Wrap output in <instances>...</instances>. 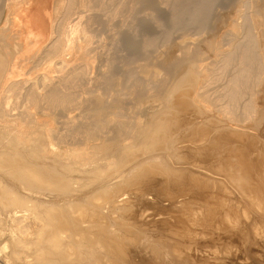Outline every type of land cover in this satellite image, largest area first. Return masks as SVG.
Instances as JSON below:
<instances>
[{
	"label": "bare ground",
	"instance_id": "6f19581e",
	"mask_svg": "<svg viewBox=\"0 0 264 264\" xmlns=\"http://www.w3.org/2000/svg\"><path fill=\"white\" fill-rule=\"evenodd\" d=\"M162 3L167 22L149 16L157 35L122 30L123 55L122 31L106 42L95 24L108 19L101 0H0V264H135L120 257L134 240L130 225L118 229L121 211L165 198L202 209L227 181L249 212L230 231L236 255L213 264H264V141L249 131L263 122L264 0ZM120 83L137 105L127 120ZM179 238L160 236L155 251L169 264L208 261Z\"/></svg>",
	"mask_w": 264,
	"mask_h": 264
},
{
	"label": "rangeland",
	"instance_id": "374dc122",
	"mask_svg": "<svg viewBox=\"0 0 264 264\" xmlns=\"http://www.w3.org/2000/svg\"><path fill=\"white\" fill-rule=\"evenodd\" d=\"M163 2V0H116L115 2H111L110 0H108V1H103V0H101V7L103 8V11H104V14L105 15H107L108 16V19L107 20H105V21H103V22H101V21H97L95 24H96V26H97V24L98 25H100V24H102L101 26V29H100V31H101V34H100V36H102V37H104L103 38V40L106 38V42L109 40V38H107V36H109V35H115L116 34V32L117 31H124V32H126L127 31V28H129V29H134L133 27H131L132 26V24L134 25L135 24V27H137V28H139V27H141V28H143L144 29V31H146V33H148L149 35H157V29L156 28H154L152 25H151V23H149V16H150V18L152 17V15H158L159 16V18L162 20V21H164V22H167V20H168V18H169V16H170V14H171V9L169 8V7H167V6H165L164 5V3H162ZM238 1V0H237ZM100 2H98V1H95L94 2V4H99ZM95 7V6H94ZM95 8H97V7H95ZM168 8H169V10H168ZM93 10H95V9H93ZM224 10V9H223ZM227 10H229V8L227 7ZM226 10V8H225V10L224 11H227ZM115 12V13H114ZM113 13H114V19H112L113 18ZM152 14V15H151ZM79 22V20L78 19H75L73 22L75 23V22ZM76 22V23H77ZM138 24V25H137ZM110 29H112V30H110ZM128 29V30H129ZM110 30V31H109ZM131 30V31H132ZM100 31H99V33H100ZM111 31H113V34H112V32ZM122 31V34L124 33ZM134 31V30H133ZM181 31V30H180ZM180 31H176V33L174 34V40H180L181 38H180V34H182V32H180ZM111 32V33H110ZM177 32H179V33H177ZM117 35V34H116ZM175 35H180V36H177V38H176V36ZM122 37H121V39H123V40H119V42H121V45H119V46H121L120 47V50H121V52H120V54H123L122 52H124V53H126V55L128 54V52L130 51L128 48H126V46L125 45H123V43L124 42H126V41H128L129 40V36L128 35H126V34H123V35H121ZM125 36H128V37H125ZM196 36V35H195ZM180 39H179V38ZM161 40L158 42V44H159V46H158V50L159 51H162V50H165L166 49V46L162 43V45H161ZM219 43V42H218ZM160 46H162V47H160ZM165 46V47H164ZM109 47V45H105V47L103 48L104 50H107V48ZM160 47V48H159ZM165 48V49H164ZM124 49V50H123ZM123 50V51H122ZM125 51H127V52H125ZM124 55V54H123ZM122 60V58H120V59H118V61H120V62H117L119 65H117V68H116V72L114 73V80H120V81H122V74H120V73H122V68L126 65L125 64V62L126 61H121ZM121 62H122V64H124V66L123 67H121L122 65H121ZM139 62H141V60H139ZM98 63H101V62H98V60H97V63L96 64H98ZM116 63V64H117ZM121 65V66H120ZM127 67V66H126ZM126 67H124V68H126ZM123 68V69H124ZM121 70V71H120ZM120 72V73H119ZM120 74V75H119ZM115 75H117V77H115ZM119 76V77H118ZM120 84H122V83H120ZM118 85V88H120L121 90L124 88V90H122V92H126L127 91V87H125L124 86V84H122V86L121 85ZM124 86V87H123ZM127 88V89H126ZM96 91L94 92V94L96 95V94H100L101 95V97H105L106 95V99H108L109 97V100L111 99V97L112 98H114V96L113 95H115L114 93H112L111 92V90H108V91H110L109 93L112 95H110L109 93H107V91L106 90H104V89H102L101 90V88L100 89H95ZM101 90V91H100ZM106 91V92H104V91ZM97 91H99V93H97ZM107 93V94H105V96H104V94H102V93ZM93 94V95H94ZM126 94H128L127 92H126ZM126 94L124 93L123 95H115V97L117 96V100L119 101V105H122V107H123V104H125L124 105V107L123 108H125V110L123 111L125 114H127L124 118H122L123 120H127V119H130L131 118V115L132 114H134V111H135V107H137V105H135V102H133L134 100L132 99L131 100V96L128 94L127 96H126ZM99 95V96H100ZM103 95V96H102ZM110 95V96H109ZM261 92H260V95H259V99L257 100L258 101V110H257V113H258V115H257V113H256V116L257 117H255V118H257V119H263V120H261V122H262V124H260L259 125V127H258V131L256 132L255 130H257V129H255V130H253V129H250V128H248V129H246V130H249L250 132L252 131H254L253 133L254 134H257V136L259 137H257L256 135H253L254 137L256 136V138L255 139H261V140H263L264 141V133H263V131H264V118H260L261 116H262V114H264V103H262L261 101H263V100H261ZM129 96H130V98H129ZM263 96V95H262ZM118 97H120V98H118ZM104 98V99H105ZM126 102V103H124V102ZM122 102H123V104H122ZM262 104V105H261ZM262 108V109H261ZM126 111V112H125ZM261 111V112H260ZM260 113V114H259ZM134 116V115H133ZM259 116V117H258ZM264 117V116H263ZM51 119V118H50ZM259 122H260V120H259ZM263 126V127H262ZM261 128V131L259 130ZM263 130V131H262ZM259 133V134H258ZM218 152V151H217ZM214 154H216V153H214ZM215 162L216 163H219V160H218V158H217V160H215ZM226 189V192L225 191H222V192H220V191H218V192H220V193H217L216 194V192H215V190L216 189H214V192H215V194L211 197V196H209L210 198H209V201L210 202H208L207 203V206H203L202 207V209L201 208H199L198 209V204L200 203V201H197V203H190V204H188V205H186L187 207H185V206H182L183 208L185 207V212H183L184 213V215H182V213L180 212V211H184V209H182L181 210V206L179 207V206H177V207H173L172 208V206L170 207L169 206V202H168V200H165V199H167V198H165L162 202L164 203H162V202H159V206H156L157 204H155V203H149L148 205H142V208H140V205H139V207L135 204L134 206H135V208H134V206L132 207H128V208H126V209H124L123 211H121V213H120V215L118 216V219H117V226H118V229L119 230H124V228L126 227V226H131V228H132V238L134 237V240L132 239V241H126V248H125V251H126V255L124 254V255H121L120 257H121V259L122 260H128V261H131V262H133V263H135V264H156L155 262H153V260L155 259V258H161L162 259V263L163 264H169V261L170 260H168V252H166V251H162V250H158V249H156V251H155V247L158 245V244H160L159 243V241L157 240L160 236H165L167 239H171V238H176L175 240H177V237L180 239V241H183V243H182V245H183V247H188L189 245H190V243L192 244V245H190L189 247H192V249L190 248V250H191V254L193 255L194 253L192 252V250H194L193 249V247L195 248V246L197 247L198 246V250H196V251H198V254H195V256L196 255H198V256H203L204 258H201V260L203 259H208V261H205V263L204 262H202V264L204 263V264H207L208 262H210L211 261V264H213V260H215V261H225V263L228 261V263H229V261H231L230 259H231V257L232 256H234V254L236 255V253H235V251L237 252V250L235 249L236 247L235 246H232V247H229L228 248V243H229V240H231L232 242H234V240L235 241H237L236 243H233V244H235V245H237V244H239V243H241V241H238V237H235V235H234V237L233 236H231V235H233L232 233H236V232H234V231H236L234 228L235 227H237L236 229H239L238 227H240L241 228V225H243V223L245 224L246 223V221H247V219H246V216H245V214L246 213H244V212H249V210L247 211L246 209H245V207H246V205L245 204H243V203H245L239 196H241L240 195V193H238L239 191L235 188V186H233L232 187V183L230 182V181H227L226 182V184H225V186H224ZM230 189V190H229ZM235 189H236V191H235ZM213 191V190H212ZM231 191V192H230ZM234 191V192H233ZM213 192V193H214ZM236 192V193H235ZM206 194L207 193H205L204 194V197L206 196ZM236 194H239L238 196L236 195ZM219 196V195H221L223 198H219V197H216V196ZM225 195V196H224ZM220 196V197H221ZM229 196H231V197H229ZM188 197V196H187ZM215 197H216V199H215ZM225 197H228V198H226V200L224 199ZM234 198V202H232L233 201V198ZM239 197V198H238ZM203 198V197H202ZM214 199V203L213 202H211V200H213ZM219 198V199H218ZM235 198H236V200H235ZM222 199H223V201H222ZM232 199V200H231ZM237 199H239V201L241 200V202H239ZM230 200V201H229ZM219 201H221V203L219 202V204H218V202ZM226 201V202H225ZM238 201V202H237ZM199 202V203H198ZM217 202V203H216ZM222 202H223V204H222ZM230 202V203H229ZM243 202V203H242ZM167 203V204H166ZM212 203V205H213V209H210L209 210V208H211L212 206H209L210 204ZM225 203V204H224ZM231 203H233V204H231ZM236 203V204H235ZM237 203H238V205H237ZM240 203V204H239ZM154 205V206H151V205ZM209 204V205H208ZM214 204H215V208H214ZM221 204V205H220ZM243 204V206H241ZM160 205L161 206H164L165 205V207H160ZM200 205V204H199ZM219 205V206H218ZM229 205V207H228V209H226L227 208V206ZM232 205V206H231ZM136 206H137V208H136ZM146 206V207H145ZM196 206V207H195ZM220 206L222 207V206H224L223 208H222V210H221V208H220ZM226 206V207H225ZM236 206L237 208H234V207ZM239 206H240V208H239ZM147 208V209H145V208ZM168 207V208H167ZM231 207H233L232 209L234 210V211H232V209H231ZM174 208H176V214H173V213H175L172 209H174ZM218 208V209H217ZM220 208V209H219ZM140 209L142 210H147V211H149V212H147V215L145 214V215H143L144 216V218H142V219H139V217H140V215H138L137 217V219H135L134 217H133V214L137 211V212H139L140 213ZM177 209H179L178 211L180 212V214L183 216V217H187V219H189V220H187L186 218V220L184 219V218H182V216L181 215H177ZM215 209H216V211H215ZM173 212L172 214L174 215V216H176L177 217V219L174 217V216H172V214H171V211ZM175 210V209H174ZM193 212H192V211ZM197 210V211H196ZM214 211V213H213V211ZM225 212H224V211ZM228 210V211H227ZM231 211V213H230V211ZM240 211V212H239ZM146 213V211H143L142 213ZM179 212H178V214H179ZM211 212V213H210ZM219 212V213H218ZM220 212H221V214H220ZM229 212V213H228ZM149 213V214H148ZM169 213V214H168ZM187 213V214H186ZM188 213H189V215H188ZM193 213H195L194 214V220H193V217L191 218V217H189V216H193L192 214ZM197 213V214H196ZM203 213V214H202ZM223 213H224V215H225V218H224V216H223ZM228 213V214H227ZM191 214V215H190ZM242 214V215H241ZM196 215V216H195ZM222 215V216H221ZM226 215H227V217H226ZM229 215V216H228ZM145 216H147V217H145ZM211 217V218H210ZM214 217V218H213ZM216 217V218H215ZM141 218V217H140ZM178 218L179 219H181L182 218V220H178ZM191 218V219H190ZM209 218V219H208ZM166 221H168V222H166L165 223V220ZM172 219H174V220H172ZM208 219V220H207ZM231 219V220H230ZM236 219V220H235ZM164 220V221H163ZM176 220V221H175ZM177 220L179 221L178 223L181 225V223L180 222H182L183 220L186 222V223H188V226H187V224H185L186 226H184V221L182 222V225L181 226H183V227H179L180 225L178 224V223H176L177 222ZM191 220V221H190ZM196 220V221H195ZM227 221V222H226ZM231 223H230V222ZM176 225H175V224ZM229 223V224H228ZM169 224V225H168ZM240 224V225H239ZM166 225V226H165ZM170 225H175V226H171L170 227ZM210 225V226H209ZM232 225V226H231ZM215 226V227H214ZM226 226H227V228H226ZM142 227H144V229H142ZM167 227H169V228H167ZM177 227H179V228H182V229H180V231H181V233L182 232H186L187 234L189 233V232H191V231H195L197 234L196 235H193V239H189V238H187L186 236H187V234H186V236H183V235H185V233L183 234V235H181V233H177V231L176 230H178V229H176ZM187 227V228H186ZM190 227V228H189ZM228 227L230 228V229H228ZM234 227V228H233ZM172 228H174V229H172V231L170 232V230ZM184 228V229H183ZM196 228V229H195ZM201 228V229H200ZM228 229L229 231L227 232V230L226 229ZM263 228H264V225H263ZM146 229V230H145ZM186 229H189V231L188 230H186ZM191 229H193V230H191ZM174 230V231H173ZM186 230V231H185ZM191 230V231H190ZM231 230H234V231H231ZM175 231H176V234H177V236L176 235H173V234H175ZM215 231V232H214ZM232 233H231V232ZM179 232V231H178ZM230 232V233H229ZM220 233V234H219ZM223 233V234H222ZM171 234H172V236H171ZM179 234V235H178ZM168 235V236H167ZM181 235V236H180ZM147 236H149V237H151V238H154L153 240H152V242H153V246L152 245H150V244H148L147 243ZM176 236V237H175ZM218 236H220V237H218ZM227 236V237H226ZM169 237V238H168ZM182 237V238H181ZM199 237V238H198ZM223 237V238H222ZM233 237V238H232ZM253 237V236H252ZM218 238H220L221 240H217ZM236 238V239H235ZM169 239V240H170ZM181 239H183V240H181ZM213 239V240H212ZM225 241H224V240ZM240 240V239H239ZM192 241V242H191ZM196 241V242H195ZM213 241V242H212ZM218 242V243H217ZM239 242V243H238ZM184 243H185V245H187V246H185L184 245ZM199 244V245H195V244ZM223 243V244H222ZM154 245H156V246H154ZM194 245V246H193ZM219 247H218V246ZM240 245V244H239ZM223 246V247H222ZM201 249V250H200ZM203 249V250H202ZM207 249V250H206ZM185 250V249H184ZM187 250V249H186ZM185 250V251H186ZM218 250V251H217ZM203 253H202V252ZM202 253V254H201ZM242 252H240V255H243V254H241ZM233 254V255H232ZM232 255V256H231ZM238 255V254H237ZM230 256V257H229ZM228 257V258H227ZM242 257H244V255L243 256H241V258ZM225 258V259H224ZM217 259V260H216ZM202 260V261H203ZM227 260V261H226ZM240 260V259H239ZM160 262L159 261H157V264H159ZM161 264V263H160ZM208 264H210V263H208Z\"/></svg>",
	"mask_w": 264,
	"mask_h": 264
}]
</instances>
